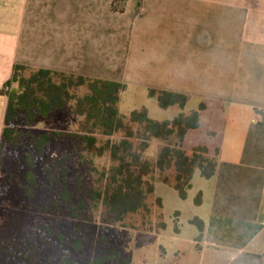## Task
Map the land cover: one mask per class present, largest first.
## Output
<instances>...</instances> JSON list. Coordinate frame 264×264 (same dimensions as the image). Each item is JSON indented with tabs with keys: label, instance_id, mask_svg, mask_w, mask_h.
Returning <instances> with one entry per match:
<instances>
[{
	"label": "crops",
	"instance_id": "obj_1",
	"mask_svg": "<svg viewBox=\"0 0 264 264\" xmlns=\"http://www.w3.org/2000/svg\"><path fill=\"white\" fill-rule=\"evenodd\" d=\"M158 21L181 25L145 31ZM146 36L161 39L159 60L147 53ZM17 65L204 105L184 149L218 152V171L210 180L197 171L186 200L156 184L163 208L169 200L177 222L183 219L164 254L177 264H264V0H0V91ZM8 103L0 94V146ZM242 105L252 110L246 128H229L245 116ZM195 218L206 225L201 243Z\"/></svg>",
	"mask_w": 264,
	"mask_h": 264
},
{
	"label": "trees",
	"instance_id": "obj_2",
	"mask_svg": "<svg viewBox=\"0 0 264 264\" xmlns=\"http://www.w3.org/2000/svg\"><path fill=\"white\" fill-rule=\"evenodd\" d=\"M115 4L113 8L118 11ZM14 84H18V88H14ZM127 89L128 86L120 82L15 66L12 79L0 91L9 99L0 164L12 151L23 149V164L28 170L26 189L30 199L34 200L40 187L34 173L37 162L45 157L54 141H68L72 145V155L56 160L45 169L47 191L51 197L45 211L63 214L66 209L69 217L77 222L93 223L99 218L104 225L113 223L128 227L125 220L129 216L144 213L150 218L153 213L150 200L155 196L158 182L174 188L180 198L186 200L197 171L207 180L218 171V152L213 156L205 147L191 152L184 149L188 133L201 126L205 106L185 113L189 96L151 89L149 97L156 100L161 109L179 107L183 110L178 117L172 121L153 120L146 108L125 116L121 114L119 105L121 95ZM67 108L79 118V128L75 133H32L31 128L37 120L49 119ZM154 145L158 147V154L150 155ZM105 156L109 157L110 166L102 170L96 165V160ZM78 166L90 168L92 178L85 180L77 175L72 180L70 167ZM195 202L201 205L202 198L198 196ZM156 205L162 210L161 199L156 200ZM53 221L49 220L43 226L35 222L34 229L41 238L52 242L55 239L61 247L54 264H132V252L128 254L116 246L110 251L102 250L94 259L89 258L90 239L85 237L83 228H76V241L70 243L63 235L56 234ZM191 224L198 228L196 241L201 243L205 223L195 218ZM166 227L163 219L157 232ZM96 229L102 233L109 230ZM27 241L31 240L26 239L23 243L20 240L11 247L23 252L19 256L20 261L31 259L28 251L32 253V245L27 249ZM145 245L140 241L135 249Z\"/></svg>",
	"mask_w": 264,
	"mask_h": 264
},
{
	"label": "rangeland",
	"instance_id": "obj_3",
	"mask_svg": "<svg viewBox=\"0 0 264 264\" xmlns=\"http://www.w3.org/2000/svg\"><path fill=\"white\" fill-rule=\"evenodd\" d=\"M180 25V22L173 23L172 25L168 24V22L158 21L151 28H146L145 31L156 34L167 31L168 26L177 28ZM144 26H147V24ZM144 40L147 41L149 46L147 53H153L152 58L159 60L161 56L158 52L160 50L161 39L146 36ZM14 88H18V84H14ZM230 103V105L234 106L233 102ZM242 107H245L244 113L242 114V116L244 114L245 116L242 121H228L229 128L239 130L246 128L245 123L248 120L245 118L252 114V110L248 109L246 105H242ZM142 108H146L150 118L157 121H172L183 111L178 107H171L167 110L161 109L157 101L151 99L149 93L144 88H130L122 94L119 105L121 114L129 116L133 111ZM197 110H199V104L193 100L189 101L184 112L189 113ZM78 128L79 118L70 108H67L49 119L37 120L33 124L31 131L35 135L49 131L75 133ZM20 130H23L22 126H20ZM216 140L222 143L223 140H228V138L221 137L216 138ZM158 151L157 145H154L149 154L157 155ZM72 153V145L68 141L57 140L52 143L49 152L36 164L34 173L38 177L40 187L36 193L37 197L34 200L30 199L28 190L26 189L25 177L28 170L23 164V149L12 151L0 164V264L56 263V259L61 250L58 242L55 239L52 242L41 238L40 235L35 233L34 229L35 222L43 226L49 220H54L53 224L55 227L53 229L56 234L63 235L67 238V242L70 243L76 241V228H83L85 237L88 240L90 239L88 241L87 254L91 259L96 258L102 250L110 251L116 246L120 250H126L128 254L132 252V264H177V257L171 256L167 258L163 253L164 246L171 247L170 235L173 229L181 221L183 223V219L177 222L174 206L173 204L172 206L168 204L169 200H166V207L161 210L157 207V198L154 196L150 200V204L153 206V213L150 218L144 213L129 216L125 220V224L128 227H122L121 224L113 223L104 225L101 219L99 221V218L93 221V223H87L86 221L77 222L69 217L66 209L63 210V214L57 211L53 212L52 210L45 211V206L51 203L50 193L47 191L48 180L45 175V169L54 164L56 160L70 154L72 155ZM96 165L102 170L108 168L110 166L109 157L105 156L104 158L96 160ZM70 169V178L72 180L77 175L83 177L85 180L92 178L89 174L90 168L84 169L82 166H78L75 168L70 167ZM163 219L167 227L159 234L157 228ZM96 228H106V230H109L106 233L103 232V234ZM26 239L31 240L27 241V249L32 245L30 248L32 249V253L28 251L31 259L30 261H20L19 256L23 252L13 248L11 249V247L20 240L23 243ZM140 241L145 242L146 245L140 249H135L136 244ZM6 247L9 249H6ZM185 251L189 252V247H186ZM115 264H119V262Z\"/></svg>",
	"mask_w": 264,
	"mask_h": 264
}]
</instances>
